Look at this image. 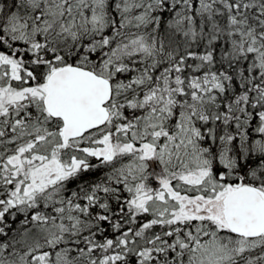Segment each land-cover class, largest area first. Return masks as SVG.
<instances>
[{"label":"snow or ice","instance_id":"1","mask_svg":"<svg viewBox=\"0 0 264 264\" xmlns=\"http://www.w3.org/2000/svg\"><path fill=\"white\" fill-rule=\"evenodd\" d=\"M0 264H264V0H0Z\"/></svg>","mask_w":264,"mask_h":264}]
</instances>
